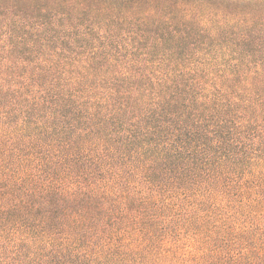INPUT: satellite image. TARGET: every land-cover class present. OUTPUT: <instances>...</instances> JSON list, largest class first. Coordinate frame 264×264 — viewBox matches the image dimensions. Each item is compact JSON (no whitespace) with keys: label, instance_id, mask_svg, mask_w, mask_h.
I'll return each mask as SVG.
<instances>
[{"label":"trees","instance_id":"trees-1","mask_svg":"<svg viewBox=\"0 0 264 264\" xmlns=\"http://www.w3.org/2000/svg\"><path fill=\"white\" fill-rule=\"evenodd\" d=\"M0 264H264V0H0Z\"/></svg>","mask_w":264,"mask_h":264}]
</instances>
